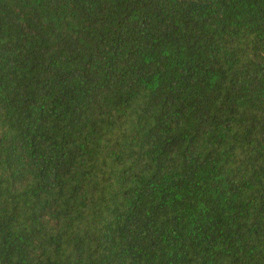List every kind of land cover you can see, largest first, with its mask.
Segmentation results:
<instances>
[{
    "label": "trees",
    "instance_id": "16d2710c",
    "mask_svg": "<svg viewBox=\"0 0 264 264\" xmlns=\"http://www.w3.org/2000/svg\"><path fill=\"white\" fill-rule=\"evenodd\" d=\"M0 264H264V0H0Z\"/></svg>",
    "mask_w": 264,
    "mask_h": 264
}]
</instances>
